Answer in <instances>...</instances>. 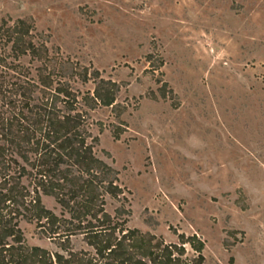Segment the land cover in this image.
Wrapping results in <instances>:
<instances>
[{
  "label": "rangeland",
  "instance_id": "374dc122",
  "mask_svg": "<svg viewBox=\"0 0 264 264\" xmlns=\"http://www.w3.org/2000/svg\"><path fill=\"white\" fill-rule=\"evenodd\" d=\"M2 17L28 21L76 71L119 83L120 118L82 107L88 142L118 172L123 192L104 195L113 222L167 243L196 234L205 264H264V0H0ZM71 83L80 99L96 87ZM20 226L29 245L58 250L36 222Z\"/></svg>",
  "mask_w": 264,
  "mask_h": 264
},
{
  "label": "trees",
  "instance_id": "16d2710c",
  "mask_svg": "<svg viewBox=\"0 0 264 264\" xmlns=\"http://www.w3.org/2000/svg\"><path fill=\"white\" fill-rule=\"evenodd\" d=\"M31 28L22 18H0V264H205V242L196 234L167 243L112 221L104 195L123 191L117 170L94 152L98 137L88 142L90 115L82 107H111L120 118V85L50 56ZM76 76L93 79L94 92L80 99L71 83ZM43 195L54 196L70 217L48 209ZM126 212L121 206L116 215ZM22 220L36 222L58 250L29 245ZM187 245L195 256L187 257Z\"/></svg>",
  "mask_w": 264,
  "mask_h": 264
}]
</instances>
